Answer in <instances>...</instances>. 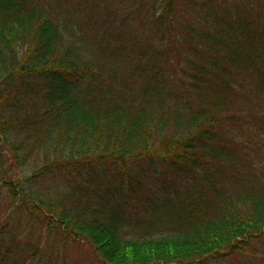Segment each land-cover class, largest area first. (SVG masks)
Returning a JSON list of instances; mask_svg holds the SVG:
<instances>
[{
  "label": "trees",
  "instance_id": "trees-1",
  "mask_svg": "<svg viewBox=\"0 0 264 264\" xmlns=\"http://www.w3.org/2000/svg\"><path fill=\"white\" fill-rule=\"evenodd\" d=\"M157 163L185 183L142 206L175 229L129 238ZM70 243L98 264H264V0H0V264Z\"/></svg>",
  "mask_w": 264,
  "mask_h": 264
},
{
  "label": "rangeland",
  "instance_id": "rangeland-1",
  "mask_svg": "<svg viewBox=\"0 0 264 264\" xmlns=\"http://www.w3.org/2000/svg\"><path fill=\"white\" fill-rule=\"evenodd\" d=\"M156 165L155 171L147 168L140 169L145 172V177H143L142 183L136 188V191H138L141 196L136 198V202H134V200H129L128 206L133 216L132 218H128L127 225L123 228L124 233L129 238L137 236L145 238L150 235H154L155 237L157 233L159 234L167 228L171 230L175 229L173 221H167V218L165 219L163 217V219H160L154 217L155 220H151L146 214L144 207L147 205L146 201H148V199L154 201L152 202L154 205H160L168 195L170 197L176 196L177 187H181L183 183H185L186 179L182 176L185 172H182L178 166L170 169L159 163ZM65 176L66 175H64V177ZM57 179L58 180L52 182H42L39 188L40 193L43 195V198L47 203L60 204L61 201L67 203V196L68 193H70V184L67 186V183L65 182L67 180L66 177L64 179H62V177L59 179L58 177ZM142 203L144 207L142 206ZM81 208H83V205ZM152 208L153 206L149 209L150 212H153ZM76 209L77 208H74L73 210H70V212L75 214ZM143 209L144 212L142 213ZM136 211L140 213V216L135 215ZM34 227L36 228L37 225L35 224ZM38 229L40 228L38 227ZM49 231L50 230L44 226V241L46 238H49V240L55 241L56 243L61 242V239L55 234V232ZM62 254V262H64L62 264H98V262H96L97 257L95 256L92 247L86 243H80L79 245H73L70 243L64 248V250H62ZM205 264H240V262L235 260L232 263H229V261H221L218 263V261L208 260Z\"/></svg>",
  "mask_w": 264,
  "mask_h": 264
}]
</instances>
